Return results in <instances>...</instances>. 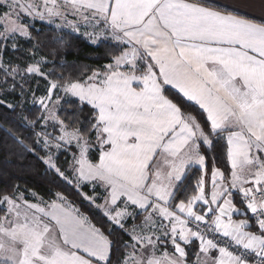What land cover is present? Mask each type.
Masks as SVG:
<instances>
[{
	"label": "snow or ice",
	"instance_id": "snow-or-ice-1",
	"mask_svg": "<svg viewBox=\"0 0 264 264\" xmlns=\"http://www.w3.org/2000/svg\"><path fill=\"white\" fill-rule=\"evenodd\" d=\"M254 3L0 0V96H19L0 106L36 109L20 121L27 136L4 131L19 158L30 154L106 218L92 224L61 192L6 188L0 264H264V22L239 14ZM37 21L50 43L79 37L109 61L54 76ZM21 39L33 41L23 66L4 59Z\"/></svg>",
	"mask_w": 264,
	"mask_h": 264
},
{
	"label": "trees",
	"instance_id": "trees-1",
	"mask_svg": "<svg viewBox=\"0 0 264 264\" xmlns=\"http://www.w3.org/2000/svg\"><path fill=\"white\" fill-rule=\"evenodd\" d=\"M192 2H195V0H192ZM35 28L40 29L39 32H36L35 29H33V36L43 45L40 49V53L47 57L49 61H54L56 64L54 76H60L61 74L67 76L68 73L71 72L72 76L75 77L78 71L84 66H88L89 68L102 67L110 59L103 46L95 47L90 45L87 41L75 37L61 47L60 45L50 43L52 33L49 32L44 25L36 22ZM19 43L21 45V50L17 52H12L10 50L9 43V50L4 53V59H10L15 64L23 66L31 62L28 50L31 48L33 41H25L21 39ZM53 50L56 51L55 57L53 56ZM61 56L64 57L66 64V67L63 69L60 67ZM52 69L53 63L44 66V71L46 72ZM87 74L91 73L89 72ZM37 79L39 80L38 85ZM46 84L47 81L42 78H33L29 82V88H37L36 96H38L39 94H44ZM168 95L174 101L179 97V94L176 93V90L174 89H170ZM0 99L16 103L19 100V96L10 93L0 96ZM188 110L190 111V109ZM87 111L88 106H85V112ZM35 115L36 109L32 108L31 105L27 103L25 104L23 111L19 107H17L15 111H10L5 107L0 106V191H4L6 188L11 190L13 185L18 184L20 190L24 191L26 196L27 190H32L44 197L45 200L51 198L50 194L54 195L56 192H61L67 197L72 205L80 208L82 213L89 216V220L92 224L98 227L102 226L106 218H103L102 215L94 209H90L87 203L82 200L73 188L62 183L53 174L47 173L45 171V166L30 154L26 155L24 158H19L21 149L13 144L4 130L12 129L17 135L27 136L28 132L20 126V121L24 116H28L31 119L34 118ZM216 151L222 156V147L217 146ZM65 158L66 154H61L59 156L58 163L61 167H63ZM90 159L93 162H96L98 159V151H93L90 155ZM198 175L199 173L196 172L195 175H190L184 180V185L189 188V194H191V186L197 179ZM84 190L91 194L88 188H85ZM238 202L239 201L237 200V203ZM111 238L115 239L116 237L113 236ZM123 238L127 239L126 236Z\"/></svg>",
	"mask_w": 264,
	"mask_h": 264
},
{
	"label": "crops",
	"instance_id": "crops-1",
	"mask_svg": "<svg viewBox=\"0 0 264 264\" xmlns=\"http://www.w3.org/2000/svg\"><path fill=\"white\" fill-rule=\"evenodd\" d=\"M219 3H230L231 0H218ZM239 14L245 15L249 19H253L258 23L264 22V14L261 13L259 7V0H255L254 6H245L239 10ZM235 219H241L243 217L235 216Z\"/></svg>",
	"mask_w": 264,
	"mask_h": 264
},
{
	"label": "rangeland",
	"instance_id": "rangeland-1",
	"mask_svg": "<svg viewBox=\"0 0 264 264\" xmlns=\"http://www.w3.org/2000/svg\"><path fill=\"white\" fill-rule=\"evenodd\" d=\"M38 23H40L39 21H37ZM41 24V23H40ZM91 45V44H90ZM45 91H46V86H45ZM45 91H44V94H45ZM41 95H43V94H39L38 96H41ZM92 154V153H91ZM90 154V155H91ZM63 167H65V165L63 164ZM99 190V189H98Z\"/></svg>",
	"mask_w": 264,
	"mask_h": 264
}]
</instances>
